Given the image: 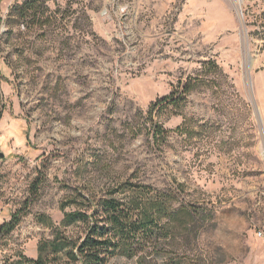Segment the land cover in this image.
Returning a JSON list of instances; mask_svg holds the SVG:
<instances>
[{"label": "rangeland", "instance_id": "obj_1", "mask_svg": "<svg viewBox=\"0 0 264 264\" xmlns=\"http://www.w3.org/2000/svg\"><path fill=\"white\" fill-rule=\"evenodd\" d=\"M26 1L0 3V226L29 201L0 264L57 237L50 264H79L88 225L65 214L104 225L124 183L212 218L106 264H264V0H30L21 17Z\"/></svg>", "mask_w": 264, "mask_h": 264}, {"label": "trees", "instance_id": "obj_2", "mask_svg": "<svg viewBox=\"0 0 264 264\" xmlns=\"http://www.w3.org/2000/svg\"><path fill=\"white\" fill-rule=\"evenodd\" d=\"M2 0H0L1 3ZM33 1H26L18 7L21 17L31 7ZM251 26L250 22H247ZM251 32V31H250ZM191 90L185 87L182 97ZM163 100L176 103L180 98L173 95ZM160 101L153 104L155 107ZM165 134V130L156 125L154 136ZM38 187V186H36ZM172 189V188H171ZM37 192V188L35 189ZM125 194L122 199L116 197L106 198L102 201L104 225L95 222L93 215H88L81 210L67 212L63 220L65 226L83 222L88 225V234L79 244L67 251L68 257L79 264H106L107 257L116 253L130 256L136 249L134 245L142 242H154L161 238L176 239L186 237L191 243L192 238H197L199 232L206 226L212 217L208 210L198 204L185 203L174 207L173 202L177 195L174 191H156L149 185H133L124 183L117 190ZM29 201L25 207L12 215V219L2 226L0 232L9 233L27 213ZM91 221H94L92 224ZM202 233V232H201ZM70 246L65 237H57L55 240L43 243L39 248V256L36 259H25L22 264H50L46 256L49 248L55 253L62 252ZM105 254V255H104Z\"/></svg>", "mask_w": 264, "mask_h": 264}]
</instances>
